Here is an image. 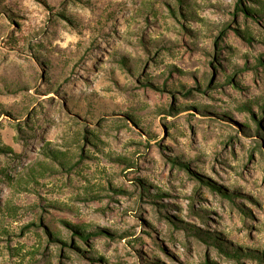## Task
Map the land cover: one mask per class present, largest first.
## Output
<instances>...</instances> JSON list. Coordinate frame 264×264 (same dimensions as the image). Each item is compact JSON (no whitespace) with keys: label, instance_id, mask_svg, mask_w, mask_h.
<instances>
[{"label":"rangeland","instance_id":"obj_1","mask_svg":"<svg viewBox=\"0 0 264 264\" xmlns=\"http://www.w3.org/2000/svg\"><path fill=\"white\" fill-rule=\"evenodd\" d=\"M183 2L0 0V264H264V0Z\"/></svg>","mask_w":264,"mask_h":264},{"label":"trees","instance_id":"obj_2","mask_svg":"<svg viewBox=\"0 0 264 264\" xmlns=\"http://www.w3.org/2000/svg\"><path fill=\"white\" fill-rule=\"evenodd\" d=\"M179 3H180V8L181 9H183V10H185L184 11V14H191V9H190V7H191V5L189 4V3H185V2H183V0H179ZM239 6H240V4H238L237 3V6H236V10H238V8H239ZM246 10H248V11H250L252 14H256V15H262V14H264V6H263V8L262 9H255V8H250V7H246L245 8ZM173 12H175V10H172ZM205 90V89H204ZM191 107H193V105H191ZM195 109H197L198 111H203L204 113H208L209 111H208V109H207V105H196V107H194ZM201 108V109H200ZM216 115H218V114H216ZM130 117H132V118H134V115H130ZM226 118H230L229 116H225ZM245 127H248V125L247 124H245L244 125ZM256 126L258 127V126H260V123H256ZM255 131L259 134V135H261V133H260V129L259 130H257V128L255 127ZM48 149L50 150V152L52 153V152H54V149H52V148H50V147H48ZM54 157H56V158H58V154H56V153H53L52 154ZM183 163L184 164H186L187 162H185V161H183ZM229 193V195L230 196H233L234 194V192L233 191H229L228 192ZM74 229H75V231L76 232H78V233H80L82 236H83V238L85 239V240H87L88 239V237H89V234H90V232H87L86 231V229H84V227L83 226H77V227H74ZM186 229L187 230H189L188 229V227H186ZM112 234H115L116 232H111ZM120 236H126V234L125 233H121V234H119ZM210 239L211 240H215L220 246H221V248H223V249H225V250H227V251H229L223 244H224V242L223 241H221V239H219V237L217 236V235H213V236H211L210 237ZM223 243V244H222ZM75 245V244H74ZM246 251V250H245ZM231 253H233V254H235L236 256L237 255H239L240 253H243V251H241V250H238V249H236V250H231L230 251ZM253 251H249V253H252ZM254 253V252H253Z\"/></svg>","mask_w":264,"mask_h":264}]
</instances>
